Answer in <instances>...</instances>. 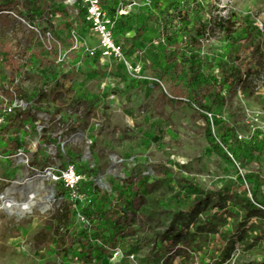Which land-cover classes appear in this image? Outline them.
I'll return each mask as SVG.
<instances>
[{"label": "rangeland", "instance_id": "374dc122", "mask_svg": "<svg viewBox=\"0 0 264 264\" xmlns=\"http://www.w3.org/2000/svg\"><path fill=\"white\" fill-rule=\"evenodd\" d=\"M102 2L127 61L85 0L0 12V101L29 112L0 131V264H264V0Z\"/></svg>", "mask_w": 264, "mask_h": 264}, {"label": "built area", "instance_id": "2783aa9c", "mask_svg": "<svg viewBox=\"0 0 264 264\" xmlns=\"http://www.w3.org/2000/svg\"><path fill=\"white\" fill-rule=\"evenodd\" d=\"M86 3V19L91 24L99 38L100 47L104 56L119 61H127L124 46L117 40L114 29V22L103 7L102 0H85ZM2 90L0 88V97ZM16 107H10L6 100L0 101V131L6 127L5 115L14 112ZM5 126V127H4ZM55 178H62L64 186L67 190L76 193L79 185L84 179V174L74 167L68 168L59 176L54 173ZM119 251L114 253L118 257Z\"/></svg>", "mask_w": 264, "mask_h": 264}, {"label": "trees", "instance_id": "16d2710c", "mask_svg": "<svg viewBox=\"0 0 264 264\" xmlns=\"http://www.w3.org/2000/svg\"><path fill=\"white\" fill-rule=\"evenodd\" d=\"M7 10V11H16L18 14H21V8L18 7L17 0H0V12ZM235 21L232 17H220L219 21L217 22V26L220 27L221 30H223L225 33H228L231 35L235 31ZM247 41V40H246ZM259 46L256 45L254 50H258ZM251 69H247L245 72L241 68H235L232 73L228 74L225 78V80L220 84L215 86L212 91L214 90L215 94L221 93L226 86H233V85H242L244 82V77L251 74ZM9 94H13L12 91L8 90ZM29 112L26 110H22L21 108H16L14 112H11L8 114L9 120L7 126L14 125L21 117L24 119L29 118ZM25 115V117H24ZM81 126V122H76L72 125L73 130H77ZM64 192H66L67 188L62 189ZM63 192V193H64ZM198 202H195L190 207L180 210L176 216L174 217L175 223H178L180 221H183L184 224H187L193 217L194 214H196ZM70 209L66 208V213L69 212ZM116 218L117 224L126 223L127 221H130L129 219L131 216L129 214L121 213L118 214L117 212L113 216ZM69 218L66 219L65 224L69 223ZM89 256H93L91 252H93V249L91 250V247L89 248Z\"/></svg>", "mask_w": 264, "mask_h": 264}, {"label": "bare ground", "instance_id": "6f19581e", "mask_svg": "<svg viewBox=\"0 0 264 264\" xmlns=\"http://www.w3.org/2000/svg\"><path fill=\"white\" fill-rule=\"evenodd\" d=\"M36 196H37V194L34 192L29 193L27 200L24 201L23 203L20 204L16 200L12 199V200L8 201L7 206L13 207V206L21 205L24 209H29L35 204L34 199L36 198Z\"/></svg>", "mask_w": 264, "mask_h": 264}]
</instances>
